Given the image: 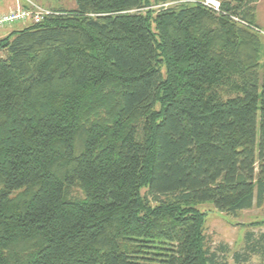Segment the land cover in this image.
Returning a JSON list of instances; mask_svg holds the SVG:
<instances>
[{
	"label": "trees",
	"instance_id": "obj_1",
	"mask_svg": "<svg viewBox=\"0 0 264 264\" xmlns=\"http://www.w3.org/2000/svg\"><path fill=\"white\" fill-rule=\"evenodd\" d=\"M75 1L0 41V264H230L199 206L264 204L259 0Z\"/></svg>",
	"mask_w": 264,
	"mask_h": 264
},
{
	"label": "rangeland",
	"instance_id": "obj_2",
	"mask_svg": "<svg viewBox=\"0 0 264 264\" xmlns=\"http://www.w3.org/2000/svg\"><path fill=\"white\" fill-rule=\"evenodd\" d=\"M29 1V0H28ZM31 1V0H30ZM42 7H76L75 0H33ZM154 2L155 0H151ZM22 4V0H0V12L10 11L18 5ZM171 3L165 4L166 6ZM162 6V5H161ZM160 7L159 5L153 6ZM2 8V9H1ZM23 23L12 22L0 26V41L6 37L11 31L19 29ZM264 35V30L262 28ZM2 51H0V56ZM200 209L207 213L206 227L208 234V243L212 251H218L219 260H226L230 264H264V255L261 253H251L248 259L242 258L240 262H236L233 258V253L236 251L244 252L248 232H253L259 235L264 232V223L251 226L250 223L256 221H264V204L261 207L254 206L250 209L241 210L237 216L229 215L218 210L214 203L209 201L201 204ZM228 247V251H220L223 246Z\"/></svg>",
	"mask_w": 264,
	"mask_h": 264
},
{
	"label": "built area",
	"instance_id": "obj_3",
	"mask_svg": "<svg viewBox=\"0 0 264 264\" xmlns=\"http://www.w3.org/2000/svg\"><path fill=\"white\" fill-rule=\"evenodd\" d=\"M206 3L213 5L215 8L219 7L217 0H206ZM50 13L51 11L49 9L40 6L33 0H22V4L18 3L16 8L7 12H0V26L12 22H20L23 24L40 22L45 15Z\"/></svg>",
	"mask_w": 264,
	"mask_h": 264
},
{
	"label": "crops",
	"instance_id": "obj_4",
	"mask_svg": "<svg viewBox=\"0 0 264 264\" xmlns=\"http://www.w3.org/2000/svg\"><path fill=\"white\" fill-rule=\"evenodd\" d=\"M1 5L2 4H0V6ZM0 11H2V10H0ZM256 21L261 26V28H263V30H264V0H259V2L257 4Z\"/></svg>",
	"mask_w": 264,
	"mask_h": 264
}]
</instances>
